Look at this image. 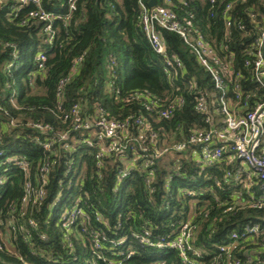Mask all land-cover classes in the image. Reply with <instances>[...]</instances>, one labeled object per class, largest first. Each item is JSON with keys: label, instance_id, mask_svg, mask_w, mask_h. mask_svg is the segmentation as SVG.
Listing matches in <instances>:
<instances>
[{"label": "trees", "instance_id": "16d2710c", "mask_svg": "<svg viewBox=\"0 0 264 264\" xmlns=\"http://www.w3.org/2000/svg\"><path fill=\"white\" fill-rule=\"evenodd\" d=\"M39 1V6L19 0L0 5V264H183L176 251L161 252L139 242L168 241L181 219L196 227L195 247L203 252L200 264H211L215 245L228 243L232 233L255 224L263 230L264 208H252L245 194L239 198L242 185L226 176L239 165L230 164L228 154L220 163L207 165L186 152L181 166L157 161L153 177L139 161L117 184L118 159H99L96 149L73 146L79 132L60 142V135L70 130L71 120L65 118L76 104L91 119L100 110L110 120L143 117L161 138L166 134L172 142H183L194 130L219 125L221 95L177 33L157 27L166 54L152 50L141 26L139 0ZM155 6L197 29L221 60L231 57L235 73L225 77V99L231 105L239 104L237 109L246 102L242 112L247 113L264 98L246 65L264 28V0H156ZM42 14L51 18L43 21ZM174 57L183 67L166 70V60ZM137 93L149 94L157 104L177 97L184 103L171 119H161L158 106L149 110L146 98L132 99ZM200 97L206 101L205 111L196 108ZM209 114L212 123L206 122ZM50 141L51 149L45 150L43 144ZM64 144L71 148L64 149ZM73 158L75 171L84 168L85 175L67 188L71 173L66 165ZM19 160L30 163L28 174L19 170ZM45 165L49 170L43 173ZM26 182L31 192L44 191V200L24 204ZM59 194L80 195L84 201L87 219L77 221L68 235L52 215L57 210L50 208ZM239 243L262 249L264 233L252 243ZM160 252L165 253L162 259ZM238 256L236 249L232 259ZM259 257L264 261V251Z\"/></svg>", "mask_w": 264, "mask_h": 264}, {"label": "built area", "instance_id": "2783aa9c", "mask_svg": "<svg viewBox=\"0 0 264 264\" xmlns=\"http://www.w3.org/2000/svg\"><path fill=\"white\" fill-rule=\"evenodd\" d=\"M6 0H0V5ZM22 4L40 5L39 0H19ZM146 0H139L141 13V26L146 33L147 40L152 50L158 55L166 54V46L157 27L172 31L180 35L183 41L190 47L196 57L197 62L211 76L214 87L220 92L219 105L221 116L219 125L214 126L209 131L194 130L188 139L183 142H172L165 134L164 138L153 130L147 119L140 116H129L122 120H110L106 118L104 110L99 111V116L91 119L89 116L82 114L81 106L76 104L71 110V115L65 118L70 121V130L60 135V142H66L69 139L68 133L79 132L80 138L72 142L73 146H81L89 149L97 150L99 159L115 157L121 163L118 167L117 184L123 181L131 171L136 169V163L141 162L142 166L148 173L147 176L153 177L156 170L157 161L168 162L173 160L177 165L181 166L180 160L183 159L185 153L195 158L197 161L207 165L220 163L225 154H228L230 164L238 162L239 165L234 170L227 172V177L231 178L235 183L242 185L243 189L239 193V198H243L244 194L248 197L247 204L252 208H264V98L255 103L254 108L247 113L242 112L247 107L246 102L242 107L237 108L239 104L231 105L226 99L227 94L226 76H232L235 71L232 70L231 57L227 61L221 60L212 47H210L203 35L194 28L181 24L175 14L164 7H149ZM230 7H227L229 9ZM71 11L75 10L74 4H70ZM31 16L36 14L31 13ZM51 18V14H42L40 19L47 21ZM230 23H228V26ZM46 30H50L47 27ZM45 30V31H46ZM255 55L252 62H247L250 66L253 79L257 82L264 93V28L254 42ZM44 60L43 56H40ZM183 67L181 60L174 57L172 60H166V70L172 68ZM236 89L240 91L237 84ZM116 93H119L117 91ZM144 97L151 106L159 110L158 114L161 119H171L175 110L184 103L182 97H177L170 102L161 100L155 103V99L149 94H135L134 97ZM196 108L199 111L206 110V101L203 97L197 99ZM206 122L212 123V117L206 119ZM36 128L44 130L42 125H35ZM136 130L137 134L133 131ZM161 144H160V143ZM175 143V144H174ZM45 150L52 147V142L43 144ZM64 149L69 150L71 146L63 145ZM30 163L27 160H19L17 166L19 170L25 174L29 172ZM74 158L69 160L67 166L68 175L67 188L77 186L85 175L84 168L76 172L73 168ZM100 164H98V168ZM49 170V166L45 165L41 168V172L45 173ZM171 179V177H169ZM0 180V185L2 184ZM148 185L150 181H145ZM64 185V182L62 183ZM219 185V184H218ZM168 186V185H167ZM166 186V187H167ZM258 190L255 191V187ZM32 185L30 182L25 183V197L23 203L33 201L38 204L44 200L45 193L42 190H34L31 192ZM34 198V199H31ZM84 201L80 195L74 196L69 194L62 196L59 194L51 203L50 208L56 209L53 217L61 221L64 225L66 234H71L70 227L75 225L79 220H86V214L83 209ZM245 205V202L242 203ZM31 227H35L33 220L29 221ZM259 224L248 225L243 227L241 232L232 233L230 240L226 244L215 245L217 255L211 264H254L260 261V253L264 248L253 251L251 249L240 247L239 242L252 243L256 237L264 233ZM196 227L193 226L191 220L181 219L176 227L170 232L168 241L152 243L147 239H140L139 242L146 246L155 247L158 251L164 252L168 249L176 251L183 264H200L203 255L202 250L195 247ZM93 234V233H91ZM132 236L137 239L136 234ZM44 241L47 240L45 235L42 236ZM125 240L119 242L122 245ZM96 248L101 245L96 242ZM238 249L239 256H232ZM158 259H162L165 253H161Z\"/></svg>", "mask_w": 264, "mask_h": 264}, {"label": "water", "instance_id": "95a60500", "mask_svg": "<svg viewBox=\"0 0 264 264\" xmlns=\"http://www.w3.org/2000/svg\"><path fill=\"white\" fill-rule=\"evenodd\" d=\"M155 4H156V0H151L149 3V6L153 7V6H155Z\"/></svg>", "mask_w": 264, "mask_h": 264}]
</instances>
